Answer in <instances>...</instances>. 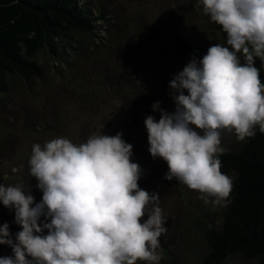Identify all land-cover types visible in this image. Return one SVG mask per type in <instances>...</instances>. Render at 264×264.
Segmentation results:
<instances>
[{
    "label": "clouds",
    "instance_id": "9594fccd",
    "mask_svg": "<svg viewBox=\"0 0 264 264\" xmlns=\"http://www.w3.org/2000/svg\"><path fill=\"white\" fill-rule=\"evenodd\" d=\"M198 3L222 26L227 46L192 58L169 83L175 111L156 102L160 119L149 115L144 124L151 156L168 166L164 179L226 207L233 181L221 172L223 133L239 141L254 137L257 126L264 133V83L255 66V58L264 62V0ZM132 155L122 133L34 144L28 163L42 199L34 202L27 183L0 184V202L22 229L13 238L7 223L0 226V245L12 249L0 264H159L166 220L159 194L139 187L142 169Z\"/></svg>",
    "mask_w": 264,
    "mask_h": 264
},
{
    "label": "rangeland",
    "instance_id": "374dc122",
    "mask_svg": "<svg viewBox=\"0 0 264 264\" xmlns=\"http://www.w3.org/2000/svg\"><path fill=\"white\" fill-rule=\"evenodd\" d=\"M92 1L103 15L92 35H73L63 53L38 51L34 60L43 68L41 77L9 80L10 89L0 98V184L27 183L39 203L43 193L28 163L34 144L58 137L82 143L94 134L122 133L132 145V162L142 169L139 187L159 194L167 228L157 250L159 264H206L204 233L219 225L225 207L214 205L212 197L205 203L198 191L164 179L168 166L151 156L144 121L149 115L160 119V111L152 108L156 102L175 111L169 83L187 64L173 48L180 26L208 46L226 43V33L203 13L198 0ZM239 143L234 132L223 133L227 150ZM5 223L13 238L22 230L14 209L0 202V226ZM10 255L11 247L0 245V256ZM212 264H256V259L234 254Z\"/></svg>",
    "mask_w": 264,
    "mask_h": 264
},
{
    "label": "trees",
    "instance_id": "16d2710c",
    "mask_svg": "<svg viewBox=\"0 0 264 264\" xmlns=\"http://www.w3.org/2000/svg\"><path fill=\"white\" fill-rule=\"evenodd\" d=\"M102 18L92 0H0V98L9 91L10 79L42 76L43 68L34 60L38 51L63 53L73 35H92ZM174 40L175 52L187 63L202 59L211 47L194 41L184 25ZM255 66L264 83V62L255 58ZM219 158L233 188L219 225L204 233L205 263H220L236 254L264 264V133L257 126L254 137Z\"/></svg>",
    "mask_w": 264,
    "mask_h": 264
},
{
    "label": "water",
    "instance_id": "95a60500",
    "mask_svg": "<svg viewBox=\"0 0 264 264\" xmlns=\"http://www.w3.org/2000/svg\"><path fill=\"white\" fill-rule=\"evenodd\" d=\"M136 121H137V119H132V122H133V123H136Z\"/></svg>",
    "mask_w": 264,
    "mask_h": 264
}]
</instances>
